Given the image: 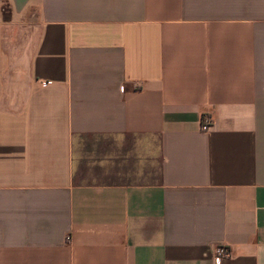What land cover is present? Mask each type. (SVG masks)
Returning a JSON list of instances; mask_svg holds the SVG:
<instances>
[{
    "label": "crops",
    "instance_id": "crops-1",
    "mask_svg": "<svg viewBox=\"0 0 264 264\" xmlns=\"http://www.w3.org/2000/svg\"><path fill=\"white\" fill-rule=\"evenodd\" d=\"M216 246L264 264V0H0V264Z\"/></svg>",
    "mask_w": 264,
    "mask_h": 264
},
{
    "label": "built area",
    "instance_id": "built-area-1",
    "mask_svg": "<svg viewBox=\"0 0 264 264\" xmlns=\"http://www.w3.org/2000/svg\"><path fill=\"white\" fill-rule=\"evenodd\" d=\"M207 129L208 124L203 121L201 131L206 132ZM213 255L215 264H219L222 260L230 259L233 253L227 246H216L213 248Z\"/></svg>",
    "mask_w": 264,
    "mask_h": 264
},
{
    "label": "rangeland",
    "instance_id": "rangeland-1",
    "mask_svg": "<svg viewBox=\"0 0 264 264\" xmlns=\"http://www.w3.org/2000/svg\"><path fill=\"white\" fill-rule=\"evenodd\" d=\"M79 143L81 144V149L84 150V144H86V141H80ZM79 173H80V175L78 176V178H80L81 174L85 173V175L83 177L85 178L84 180L87 181V182H88V180L89 181H97V182H100V183L116 182V180H111L109 178L100 177V172L98 170H93L92 171V169H90L89 171L87 170L85 172L84 169L81 170V168H80L79 169ZM94 179H96V180H94Z\"/></svg>",
    "mask_w": 264,
    "mask_h": 264
}]
</instances>
